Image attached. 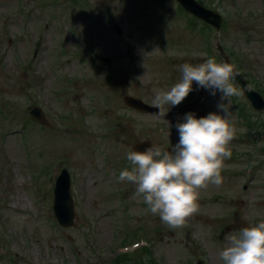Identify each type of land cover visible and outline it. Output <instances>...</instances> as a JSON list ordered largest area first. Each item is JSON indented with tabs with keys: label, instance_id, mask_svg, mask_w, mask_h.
<instances>
[{
	"label": "rangeland",
	"instance_id": "obj_1",
	"mask_svg": "<svg viewBox=\"0 0 264 264\" xmlns=\"http://www.w3.org/2000/svg\"><path fill=\"white\" fill-rule=\"evenodd\" d=\"M200 1L224 16L219 30L191 21L176 0H0V264H222L227 237L264 220V113L245 123L233 99L239 131L223 183L201 192L185 227L162 223L118 179L137 143L172 148L187 113L201 118L220 102L193 82L157 119L128 107L127 94L152 103L181 79L182 64L224 63L221 44L264 96V0ZM189 98L201 106L190 110ZM35 105L47 125L30 114ZM64 167L74 196L69 227L53 210Z\"/></svg>",
	"mask_w": 264,
	"mask_h": 264
},
{
	"label": "clouds",
	"instance_id": "obj_2",
	"mask_svg": "<svg viewBox=\"0 0 264 264\" xmlns=\"http://www.w3.org/2000/svg\"><path fill=\"white\" fill-rule=\"evenodd\" d=\"M180 70L181 79L169 90L156 91L152 100L159 110L156 118L165 119L169 111L166 106L170 109L181 104L193 91V82L213 96L220 94L218 111L201 118L187 113L184 122L176 125L178 142L171 150L151 145L145 150L128 151L130 167L118 177L120 182L134 185L135 197L173 229L185 227L198 214L203 190L223 183L222 173L239 131L231 115L232 97L242 95L232 83L239 72L231 63L217 62L213 57L199 64L184 63ZM227 241L219 252L222 264H264V220L230 234Z\"/></svg>",
	"mask_w": 264,
	"mask_h": 264
},
{
	"label": "water",
	"instance_id": "obj_3",
	"mask_svg": "<svg viewBox=\"0 0 264 264\" xmlns=\"http://www.w3.org/2000/svg\"><path fill=\"white\" fill-rule=\"evenodd\" d=\"M188 12L195 16L203 19L207 23L216 26L218 29L221 27L223 17L217 11L212 10L201 4L197 0H177ZM119 32H122L121 28L117 26ZM101 60L106 62L107 65H111L112 60L109 57L100 56ZM240 83L243 91L247 97L251 100L253 106L258 110H264V97L261 93L253 88L249 87V84L243 80L239 75L235 77ZM125 102L132 108L140 112H149L152 114H158L159 110L153 107L152 104L146 103L144 100L127 95L125 96ZM31 115L42 123H48L43 110L39 107H35L31 111ZM152 144L150 141L139 142L134 146L135 150H145ZM169 150V149H167ZM55 215L59 222L66 227L73 225L75 210L71 188V177L67 169H63L62 174L58 178L57 185L55 188V204H54ZM196 264H205L203 260H198Z\"/></svg>",
	"mask_w": 264,
	"mask_h": 264
},
{
	"label": "flooded vegetation",
	"instance_id": "obj_4",
	"mask_svg": "<svg viewBox=\"0 0 264 264\" xmlns=\"http://www.w3.org/2000/svg\"><path fill=\"white\" fill-rule=\"evenodd\" d=\"M192 105L195 106L194 102H190V103L188 104V106H190V108H191ZM253 115L256 116V117H258L259 113H257V112H253Z\"/></svg>",
	"mask_w": 264,
	"mask_h": 264
},
{
	"label": "trees",
	"instance_id": "obj_5",
	"mask_svg": "<svg viewBox=\"0 0 264 264\" xmlns=\"http://www.w3.org/2000/svg\"><path fill=\"white\" fill-rule=\"evenodd\" d=\"M209 27V26H208ZM240 109H241V114L244 113V107L240 106ZM119 262V261H118Z\"/></svg>",
	"mask_w": 264,
	"mask_h": 264
}]
</instances>
